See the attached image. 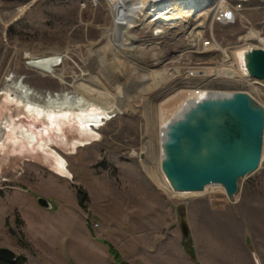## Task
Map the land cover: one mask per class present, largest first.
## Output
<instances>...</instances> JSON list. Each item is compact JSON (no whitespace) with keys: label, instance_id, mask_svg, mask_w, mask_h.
<instances>
[{"label":"rangeland","instance_id":"374dc122","mask_svg":"<svg viewBox=\"0 0 264 264\" xmlns=\"http://www.w3.org/2000/svg\"><path fill=\"white\" fill-rule=\"evenodd\" d=\"M244 20L212 27L222 48L241 44L264 49V4L250 3ZM111 24L104 4L94 9L90 0H0V92L12 80L41 98L88 94L94 100L103 97L117 109L87 138L71 119L62 125L64 141L47 142L66 161L70 178L56 174L48 150L35 152L25 141L6 140L0 151V247L24 257L26 264H116L111 245L124 264H142L126 249L128 222L140 219L147 208L151 211L152 201L158 200L164 220L170 222L165 235L177 236L180 260L187 257L199 264L206 243L202 232L193 227L192 238L185 241L180 230L181 221L187 224L192 218L188 208L202 204L203 214L220 224L225 219L222 208L233 206L236 212L241 199L263 205L264 156L258 170L239 181L233 200L220 185L196 194H174L159 166L158 104L166 89H182L188 83L224 89L183 77L192 64L215 63L217 58L185 53L188 36L181 32L166 38L161 48L126 50L117 36L109 37ZM250 32L256 34L254 39L245 41ZM163 72L166 77L157 81L150 76ZM245 91L264 107L262 81ZM11 112L14 123L24 129L19 121L23 111L11 106ZM6 118L2 113L0 122ZM75 141L83 146L73 148ZM77 189L86 193L85 208L78 205ZM38 197L47 199L51 209L38 206ZM91 235L100 239L98 245Z\"/></svg>","mask_w":264,"mask_h":264},{"label":"water","instance_id":"95a60500","mask_svg":"<svg viewBox=\"0 0 264 264\" xmlns=\"http://www.w3.org/2000/svg\"><path fill=\"white\" fill-rule=\"evenodd\" d=\"M244 59L249 76L264 83V49L253 48ZM263 135L264 108L248 93L208 92L199 100L186 101L168 120L160 137V171L174 192H203L210 185H220L231 200L239 181L259 168ZM36 202L51 209L45 198ZM180 230L188 241L184 221ZM16 258L0 247V261L14 264Z\"/></svg>","mask_w":264,"mask_h":264},{"label":"bare ground","instance_id":"6f19581e","mask_svg":"<svg viewBox=\"0 0 264 264\" xmlns=\"http://www.w3.org/2000/svg\"><path fill=\"white\" fill-rule=\"evenodd\" d=\"M174 1L175 2L170 1L167 7L173 9L177 14L182 17L186 16L185 12L187 11V8H189L187 0ZM147 3L148 0L140 1V4L143 7H145ZM115 25L118 27L114 26V28L110 30L109 37L111 38L112 34L117 36L118 40H120L118 44L123 49L132 51L139 50L140 48L133 47V40L130 37H128L126 40L124 34H122V32L118 30L119 24ZM128 25L130 26L129 23ZM248 35L249 36L247 39H245V41H249L252 38L254 39L256 34L250 32ZM249 48H251L250 45L238 46V48L236 49V55L234 56L233 54V56L235 57V68L238 69V67H240L241 65L245 66L244 56ZM167 73H154L150 76L157 81L158 78L162 79L166 77ZM204 73L206 74L207 71H205ZM215 73L219 74V76L224 75L223 71L216 70ZM168 76H170V74ZM223 78L230 79L231 81L234 80L233 76H231L230 74H227ZM234 82L237 84H241L240 82ZM194 84L188 83L184 87H181L182 89L168 88L164 91L162 95L163 97H166L163 99V101L158 104V124L155 133L159 155L160 137L168 120H170L174 115L177 114V112L180 110V108L186 101L197 100L207 92H211L213 90L212 88H206V85L203 83H201V85L199 82H197L196 85ZM198 84L201 86L200 97L194 96L192 93L194 87H196ZM244 92L247 93V91ZM0 94V116L2 113H7V118L4 121L0 122V151L4 149V143L6 142V140L9 139H11L12 144H20L21 141H25L27 143V146H29L30 150L35 148V152L41 150H48L55 164V168L57 171L56 174L63 178L71 177L67 170V163L64 158H62L56 151L52 150L49 147V144L47 142L50 140H52L51 142L54 143L59 140L64 141L65 138L62 136V125L64 122H69L71 119H74L75 123L77 124V127L80 131V135L82 137L87 138L93 135L96 130L101 128V123L104 120H108V117H111L109 116L110 114H113L117 111L114 105H107L104 101L105 99L100 96H95L96 102L94 100V96L88 94L79 95L80 97L74 96L70 98L67 96L64 98H60L57 96L51 97L47 95L44 98H41L37 94L32 93L30 89L23 86L22 83H19L17 81L14 83L12 82V80L8 81V83L2 89ZM182 95H187L186 99L178 97ZM11 106L15 107L18 112L23 111L21 113L22 115H20L19 117V121H21L20 123L25 130L21 126L16 125L14 123V118L12 117L13 113L11 112ZM56 134H59L57 136L58 138H56ZM54 139L55 141H53ZM82 146L83 144H81V141H75L72 143L73 148H80ZM263 151L264 150L262 149L261 160L264 156ZM146 171L147 173H149L147 169ZM154 180H156V178H154ZM157 183L159 184V187L162 186L159 182ZM164 187L162 186V188ZM166 188L169 189L168 186ZM206 189L207 187L204 189V191ZM194 193L196 194L201 192H188L184 194ZM235 197H233L232 200L235 199Z\"/></svg>","mask_w":264,"mask_h":264},{"label":"built area","instance_id":"2783aa9c","mask_svg":"<svg viewBox=\"0 0 264 264\" xmlns=\"http://www.w3.org/2000/svg\"><path fill=\"white\" fill-rule=\"evenodd\" d=\"M140 1L90 0V4L94 9L104 4L112 20V27L109 30L114 26L118 27L115 24H119L118 30L133 40L134 48L144 49L150 45L161 48L162 42L166 38L174 36L176 32H181L188 36V41L183 47L185 53L205 55L210 59L217 58L215 63L192 64L185 71L184 78L205 80L209 84L225 86L224 89L217 88L212 91L244 92L246 89L251 90L258 83V80L249 76L244 65L238 69L235 68L234 56L237 53L236 49L241 44L222 48L213 37L212 27L214 25L233 26L239 22H245V12L249 9V4L252 2L264 4V0H187L189 8L185 12L186 16L183 17L167 7L170 1L175 2L174 0H148L145 7L140 4ZM203 35H208V37L204 39ZM141 42H144L142 46L138 44ZM251 49L249 48L247 52ZM216 70L223 71L224 75L219 76L215 73ZM205 71H207L206 74ZM174 74L178 78V72H174ZM227 74L233 76L234 80L223 78ZM200 85L194 87L192 92L194 96L200 97Z\"/></svg>","mask_w":264,"mask_h":264},{"label":"crops","instance_id":"0c3cea01","mask_svg":"<svg viewBox=\"0 0 264 264\" xmlns=\"http://www.w3.org/2000/svg\"><path fill=\"white\" fill-rule=\"evenodd\" d=\"M237 197L240 198V194ZM235 205L236 212L233 206L222 208L225 219H221L220 224L218 219L215 222L203 214L202 204L188 208L192 217L187 223L190 237L194 227L202 232L206 242L198 254L199 264H264V204L241 199ZM151 207L152 212L147 208L140 219L128 222L127 251L135 255L133 258L138 256L142 264H194L187 257H184L185 262L180 260L177 236L165 235L166 224L170 222L161 214L162 205L156 200ZM115 227L110 224L111 231H115ZM100 235L105 238L104 229L100 230ZM89 238L94 244L100 240L92 235Z\"/></svg>","mask_w":264,"mask_h":264},{"label":"trees","instance_id":"16d2710c","mask_svg":"<svg viewBox=\"0 0 264 264\" xmlns=\"http://www.w3.org/2000/svg\"><path fill=\"white\" fill-rule=\"evenodd\" d=\"M76 192H77L79 207L85 208L84 202L87 200L86 193L81 189H77ZM18 224H19V221H18ZM108 249H109L110 255L113 257L116 264H124L122 262L120 255L117 253V251L111 245H108ZM0 264H7V263L0 261ZM14 264H26V259L22 256H18L16 258V261Z\"/></svg>","mask_w":264,"mask_h":264}]
</instances>
